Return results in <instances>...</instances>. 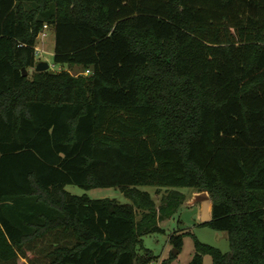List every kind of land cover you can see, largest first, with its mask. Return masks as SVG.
<instances>
[{
    "label": "trees",
    "instance_id": "obj_1",
    "mask_svg": "<svg viewBox=\"0 0 264 264\" xmlns=\"http://www.w3.org/2000/svg\"><path fill=\"white\" fill-rule=\"evenodd\" d=\"M181 188L229 243L189 264H264V0H0V264H152Z\"/></svg>",
    "mask_w": 264,
    "mask_h": 264
},
{
    "label": "rangeland",
    "instance_id": "obj_2",
    "mask_svg": "<svg viewBox=\"0 0 264 264\" xmlns=\"http://www.w3.org/2000/svg\"><path fill=\"white\" fill-rule=\"evenodd\" d=\"M46 33L47 36L44 40H37L40 53L36 56V60L47 62L52 71L61 70L62 67L53 62L54 32L48 28ZM63 68L72 74L80 71L79 68L66 65ZM140 189L149 192L157 201L158 197L154 195L153 187L146 186ZM65 190L74 195L86 194L92 199L110 198L117 200L120 204L131 203L118 189L112 187L85 190L76 185H67ZM180 191L185 194V200L173 218L162 224L164 231L149 233L142 237L144 248L149 249L155 255L152 264L162 262L165 264H189L194 253V238L202 243L217 247L222 252L229 251L226 232L213 230L200 221V209H206L204 205L210 202L208 193L196 192L188 188H181ZM174 230L177 234L183 233L181 247L176 255L172 254L173 246L168 240L169 233ZM203 264H211L210 256H204Z\"/></svg>",
    "mask_w": 264,
    "mask_h": 264
},
{
    "label": "water",
    "instance_id": "obj_3",
    "mask_svg": "<svg viewBox=\"0 0 264 264\" xmlns=\"http://www.w3.org/2000/svg\"><path fill=\"white\" fill-rule=\"evenodd\" d=\"M48 69H49V65L45 61H40L35 66V71H45V70H48ZM22 71H23V75L25 76L26 75V70L23 69ZM210 219H211V214L206 209H203V211H202V213L200 215V221L202 223H205V222L209 221ZM177 253H178L177 249H173L172 250V254L173 255H176Z\"/></svg>",
    "mask_w": 264,
    "mask_h": 264
},
{
    "label": "built area",
    "instance_id": "obj_4",
    "mask_svg": "<svg viewBox=\"0 0 264 264\" xmlns=\"http://www.w3.org/2000/svg\"><path fill=\"white\" fill-rule=\"evenodd\" d=\"M47 30H48V27L44 25L42 30L39 32L36 40H41V41L44 40L47 36V33H46ZM34 50H35V55L38 56V54L40 53V50L37 47V43H36Z\"/></svg>",
    "mask_w": 264,
    "mask_h": 264
},
{
    "label": "bare ground",
    "instance_id": "obj_5",
    "mask_svg": "<svg viewBox=\"0 0 264 264\" xmlns=\"http://www.w3.org/2000/svg\"><path fill=\"white\" fill-rule=\"evenodd\" d=\"M205 203H206V202H205ZM205 203H204V204H205ZM209 204H211V203L209 202V203H207V204L204 205V207L206 208V210L209 209V207H210ZM202 205H203V204H202ZM207 211H208V210H207Z\"/></svg>",
    "mask_w": 264,
    "mask_h": 264
},
{
    "label": "crops",
    "instance_id": "obj_6",
    "mask_svg": "<svg viewBox=\"0 0 264 264\" xmlns=\"http://www.w3.org/2000/svg\"><path fill=\"white\" fill-rule=\"evenodd\" d=\"M207 210H208V212L211 214V204H210L209 209H207ZM202 211H203V209H200V215H201Z\"/></svg>",
    "mask_w": 264,
    "mask_h": 264
}]
</instances>
